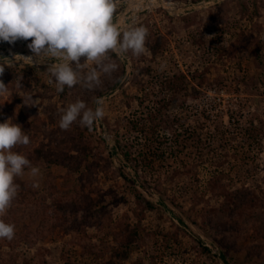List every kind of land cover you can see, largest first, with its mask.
Returning a JSON list of instances; mask_svg holds the SVG:
<instances>
[{
	"label": "rangeland",
	"instance_id": "obj_1",
	"mask_svg": "<svg viewBox=\"0 0 264 264\" xmlns=\"http://www.w3.org/2000/svg\"><path fill=\"white\" fill-rule=\"evenodd\" d=\"M114 22L146 26L145 53L113 52L111 76L101 73L94 90L65 86L66 97L48 83L47 64L21 57L33 55L30 40L0 42L8 65L0 123L20 114L34 121L25 153L43 144L56 160L32 163L39 175L25 169L20 177L38 183V193L30 201L18 192L0 217L15 225L14 239H0V264H113L107 248L127 227L138 239L116 264H264V0H119ZM97 98L105 116L91 129L59 127L68 104L80 99L95 109ZM154 108V136L148 124L144 133L131 129ZM79 132L90 148L74 163L65 156L80 154L69 141ZM139 150L164 152L152 159L162 186L136 183L152 210L120 176L135 179L122 154ZM238 192L251 194L253 206L242 210ZM31 208L46 215H29Z\"/></svg>",
	"mask_w": 264,
	"mask_h": 264
},
{
	"label": "clouds",
	"instance_id": "obj_2",
	"mask_svg": "<svg viewBox=\"0 0 264 264\" xmlns=\"http://www.w3.org/2000/svg\"><path fill=\"white\" fill-rule=\"evenodd\" d=\"M119 0H0V42L15 44L18 40L27 44L33 55L24 57L33 65L47 64L48 83L56 85L57 92H63L80 84L94 90L102 83L100 74L111 76L118 64L109 56L114 52L123 56L131 52L139 57L146 51L148 29L143 25H133L121 30L114 22V13ZM3 59H8L4 58ZM84 58V62H81ZM87 62L95 67L86 73L82 70ZM5 63L0 62V76L5 71ZM8 66V65H7ZM20 80L17 87H21ZM8 87L0 79V94ZM29 106L39 105L32 99ZM96 107H89L77 99L62 109L59 127L68 130L74 122L91 129L94 122L103 119V100L97 98ZM30 138L22 126L12 118L0 123V217L11 207L18 195L20 185L17 177L30 170L37 177L40 169L22 153L13 151L17 145H28ZM38 188V183L32 184ZM15 225L0 219V239L12 240Z\"/></svg>",
	"mask_w": 264,
	"mask_h": 264
},
{
	"label": "trees",
	"instance_id": "obj_3",
	"mask_svg": "<svg viewBox=\"0 0 264 264\" xmlns=\"http://www.w3.org/2000/svg\"><path fill=\"white\" fill-rule=\"evenodd\" d=\"M158 42H156L155 47H151L152 51L155 53L157 51V46H158ZM148 47V46H147ZM150 48V46H149ZM109 56L113 59L115 58V54H113V52H109ZM145 73H148L145 72ZM172 85V84H171ZM67 89V87H66ZM63 92H61V95L63 97H66V93L65 90ZM171 89V88H169ZM19 99V98H18ZM21 102V100H20ZM173 102V100L171 101ZM23 103V102H22ZM142 101L140 102V105H142ZM152 112H156V113H152ZM160 113V110L158 108H154L151 111H148V114H146L145 116H142L143 118H137L136 120H134V122H132V126L131 129H135L136 131L139 132H143L147 129V124L150 126V130H152V136L155 135L154 130L155 126H152L153 124V119L154 117H156V114ZM13 122H16L18 124H20L22 126L23 131L25 132L26 135L29 136L30 138V143L31 140L34 138V136L36 135V132L38 131V128L36 126V123L34 121H29L26 122L25 116L23 114H20L17 117H13L12 118ZM167 121V120H166ZM144 140L145 142H147V144H150L152 141L156 140L154 137H149V136H144ZM70 144L73 150L79 151L80 154L77 156H65V159H68L74 163H79L82 159L80 158V156L82 155V157L86 158L87 155V151L89 150V145L83 135V133L79 132L77 133V136H72L70 138ZM30 143L26 146L24 145H17L13 148V151H17L19 153L24 154L30 161L31 163H35L38 161H42L45 162V164L47 166H50L51 164H54L56 162L55 159H52L50 156V152H48V150L45 149V147L43 146V144L40 145V147L33 149L30 153H25L27 147L30 145ZM118 141H117V146H118ZM161 149V148H160ZM161 153V154H160ZM151 155V158H149V156ZM162 154H164V152H154V151H144V150H139L138 154L135 156L132 154H130L129 152H123L122 154V158L126 163L133 162L134 164H130L131 168L133 169V174L135 175V179L137 182H135V179L132 178L131 173H124L121 171V177L123 179H125L128 183L131 184L132 186V190L133 193L135 195V198L138 201H141L144 204V207L148 210H152L154 208V204L151 201L146 200L143 195L137 190L136 188V183H139V186L141 187V189H148V188H152V185L154 187L159 188L160 186H162V182L159 178V171L156 170L153 166V162L152 159H154L155 157H159ZM139 168H143V170L138 171ZM177 172V171H176ZM216 174L218 172H215ZM148 176V178H150V180L148 181V179L144 178L145 175ZM165 175L168 177L169 173L165 172ZM217 176H220V174ZM15 182L18 183L20 185V189L18 192L21 193L22 196H24L25 198L29 199L30 201H32L33 199H35L38 191L35 190L30 182L24 183L23 181L20 180V177H17L15 179ZM218 186V185H217ZM220 188L223 189L225 187H216V190H219ZM163 192H166L165 190H163ZM246 192V191H245ZM236 194H241L242 196H244V201L242 202V210H246L247 207H252L254 204V201L252 200V195L249 193H244V192H238ZM163 197L165 196L164 194ZM224 195V194H223ZM162 197V199H163ZM226 198V194L223 196ZM251 197V198H250ZM165 198L171 203V205H175V203L173 202V200H171L170 198H168V196H165ZM231 204L229 203V206ZM237 205V206H240ZM227 207V205H226ZM224 207V208H226ZM223 208V210H224ZM228 209V208H226ZM30 212L32 211V208L29 210ZM29 212V213H30ZM28 213V214H29ZM40 213V209L38 208H34V210L31 212V214L29 215H39V216H44V214L46 215V213ZM138 239V233L136 231L135 228H130L127 227L124 230H121L118 235L116 236L113 244L109 245L107 248V251H109L110 253V263L116 264L117 261L119 260H126L129 256V253L131 251V247L132 245L137 241ZM108 263V262H107Z\"/></svg>",
	"mask_w": 264,
	"mask_h": 264
}]
</instances>
